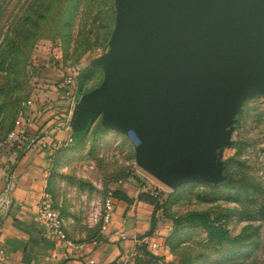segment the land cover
Segmentation results:
<instances>
[{
  "label": "rangeland",
  "instance_id": "1",
  "mask_svg": "<svg viewBox=\"0 0 264 264\" xmlns=\"http://www.w3.org/2000/svg\"><path fill=\"white\" fill-rule=\"evenodd\" d=\"M126 1L0 0V143L20 111L61 92L57 84L70 68L73 98L64 101L70 115L79 105L78 126L53 148L44 192L66 240H100L109 230L102 229L103 201L115 188L130 186L167 195L155 217L167 231L159 243L166 249L140 242L109 264H264V94L246 97L225 128L212 157L219 180L163 185L138 165L131 139L108 127L105 111L94 104L106 83L101 58L113 53ZM193 214H206L234 242L218 241L201 222L189 223Z\"/></svg>",
  "mask_w": 264,
  "mask_h": 264
},
{
  "label": "water",
  "instance_id": "2",
  "mask_svg": "<svg viewBox=\"0 0 264 264\" xmlns=\"http://www.w3.org/2000/svg\"><path fill=\"white\" fill-rule=\"evenodd\" d=\"M117 28L94 102L105 124L171 189L219 180L212 157L225 128L246 97L264 94V0H127Z\"/></svg>",
  "mask_w": 264,
  "mask_h": 264
},
{
  "label": "crops",
  "instance_id": "3",
  "mask_svg": "<svg viewBox=\"0 0 264 264\" xmlns=\"http://www.w3.org/2000/svg\"><path fill=\"white\" fill-rule=\"evenodd\" d=\"M29 108L33 122L24 140L23 153L0 157V264H109L131 252L140 242H164L167 231L155 222L154 209L138 200L139 190L119 186L131 202L113 196L109 230L93 245L60 243L44 234L36 209L46 191L53 147L67 140L72 128L62 92H50ZM158 211L154 214L155 217ZM163 227V226H162ZM124 233L121 240L114 233Z\"/></svg>",
  "mask_w": 264,
  "mask_h": 264
},
{
  "label": "built area",
  "instance_id": "4",
  "mask_svg": "<svg viewBox=\"0 0 264 264\" xmlns=\"http://www.w3.org/2000/svg\"><path fill=\"white\" fill-rule=\"evenodd\" d=\"M71 69L67 68L64 73L61 83L57 84V87L60 88L63 93L64 98H68L70 96L69 86L73 84V74L71 73ZM72 99L73 96H70ZM34 114L30 112L29 109H25L19 112L15 121H14V129L7 135L6 140L3 143H0V157H3L5 154H13L16 158H18V154L20 152L23 153L24 148V140L27 135V131L33 122ZM62 141H56L54 143V147L56 148L60 146ZM113 210V196L111 193L108 194V197L103 201V213H102V223L103 230L109 228V223L111 220V214ZM36 218L39 223L44 228V234L50 237L52 240L60 242V243H68L66 240L65 234L62 229V219L57 210H55L52 206L50 196L47 193H43L39 204L36 209ZM121 240H125L126 236L124 233L115 232ZM93 245L96 244V241L92 242ZM82 247L86 246L80 244ZM152 250L155 249H166V245L153 242L149 245Z\"/></svg>",
  "mask_w": 264,
  "mask_h": 264
},
{
  "label": "trees",
  "instance_id": "5",
  "mask_svg": "<svg viewBox=\"0 0 264 264\" xmlns=\"http://www.w3.org/2000/svg\"><path fill=\"white\" fill-rule=\"evenodd\" d=\"M5 42H8L9 43H14L13 39L11 40V38L9 39L8 37H5L3 39ZM17 47H18V43H16ZM22 152H20L18 154V157L21 156ZM113 196L119 200H123L125 202H131L130 199L128 197H126V195H124L123 193H121L120 191H116L114 190L113 191ZM167 195H165L164 193H159V194H155V195H152V194H149V193H140L138 195V200L144 202V203H147L149 204L150 206L153 207L154 209V214L156 213V211H158L161 206H162V203H164L165 199H166ZM153 214V217L151 219V223H152V227L151 229H153V226L156 222V219H155V215ZM187 220L189 223H194L195 221L197 222H201L203 224V226H205L206 228H208L209 230H213L215 231L214 233L216 235L219 234V237L217 238L218 241H225L226 243L228 244H232L234 242V240H231L229 238H227L226 234L224 233V231L221 229V227L217 226V227H214L213 225H211V222L208 220V217L206 214H193V215H190L187 217Z\"/></svg>",
  "mask_w": 264,
  "mask_h": 264
}]
</instances>
